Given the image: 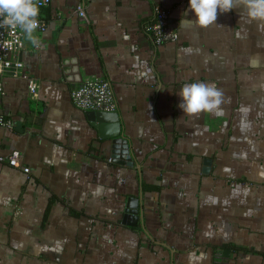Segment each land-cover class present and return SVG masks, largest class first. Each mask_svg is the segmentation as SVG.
<instances>
[{
	"label": "crops",
	"instance_id": "crops-1",
	"mask_svg": "<svg viewBox=\"0 0 264 264\" xmlns=\"http://www.w3.org/2000/svg\"><path fill=\"white\" fill-rule=\"evenodd\" d=\"M79 1L50 0L2 79L0 157L20 166L0 162V264H264V25L240 7L201 28L189 0H156L178 38L155 46L151 0H90L87 26ZM89 78L112 88L131 167L71 102ZM197 82L223 91L219 114L178 107Z\"/></svg>",
	"mask_w": 264,
	"mask_h": 264
},
{
	"label": "built area",
	"instance_id": "built-area-1",
	"mask_svg": "<svg viewBox=\"0 0 264 264\" xmlns=\"http://www.w3.org/2000/svg\"><path fill=\"white\" fill-rule=\"evenodd\" d=\"M90 0H81L75 8V13L81 22L89 25V18L86 14V7ZM153 5L152 21L144 25V31L155 45H161L167 42H175L178 38L177 31L169 23V13L156 0H151ZM39 7V27L37 32H43L46 28V21L41 16L40 11L50 4V0H35ZM3 17H0V97L3 95V77L18 78L22 75L23 62L20 59V53L23 48L24 31L18 26L11 27L3 23ZM51 19H55L52 17ZM62 24V18L55 19ZM27 79L28 94L31 99L36 100L38 96L39 83L35 78L24 77ZM72 104L79 110L88 112H114L116 109L115 99L112 88L108 81L102 78H89L82 81L79 86L72 90L70 94ZM0 127L10 130L12 122L0 113ZM7 162L12 167L20 166V159L17 153L10 157H0V162ZM28 173L27 168H23Z\"/></svg>",
	"mask_w": 264,
	"mask_h": 264
},
{
	"label": "clouds",
	"instance_id": "clouds-1",
	"mask_svg": "<svg viewBox=\"0 0 264 264\" xmlns=\"http://www.w3.org/2000/svg\"><path fill=\"white\" fill-rule=\"evenodd\" d=\"M243 7L249 22L264 25V0H189L194 23L206 28L216 24L219 13L231 12ZM39 7L35 0H0V17L3 23L24 31L28 40L37 44L34 32L39 27ZM178 107L183 114L199 115L202 112L219 114L225 102L223 91L213 83H184L178 93Z\"/></svg>",
	"mask_w": 264,
	"mask_h": 264
},
{
	"label": "water",
	"instance_id": "water-1",
	"mask_svg": "<svg viewBox=\"0 0 264 264\" xmlns=\"http://www.w3.org/2000/svg\"><path fill=\"white\" fill-rule=\"evenodd\" d=\"M86 115L92 125L98 128L100 138L110 140L112 163L129 167L133 166L128 143L121 135V127L117 113L88 111ZM118 155H121L122 161L119 160ZM137 219V199L129 198L126 200L125 213L121 223L128 226H136Z\"/></svg>",
	"mask_w": 264,
	"mask_h": 264
}]
</instances>
